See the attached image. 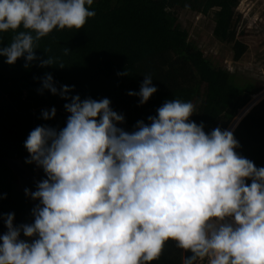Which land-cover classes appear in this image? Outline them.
Wrapping results in <instances>:
<instances>
[{
    "label": "clouds",
    "instance_id": "9594fccd",
    "mask_svg": "<svg viewBox=\"0 0 264 264\" xmlns=\"http://www.w3.org/2000/svg\"><path fill=\"white\" fill-rule=\"evenodd\" d=\"M93 2L0 0V33H13L0 56L28 67L39 59L37 42L53 30L82 29L96 15ZM55 62L47 56L39 66ZM40 79L41 94L70 100V115L62 129L37 126L24 142L27 162L47 178L25 189L39 200L34 223L4 217L0 264H150L168 241L191 253L182 264H264V167L235 151L233 131L206 133L189 119L194 105L173 99L128 132L108 98L81 100L69 96L74 85L58 89L51 73ZM152 80L145 76L128 95L146 103L157 91ZM55 116V107L42 111L45 120ZM21 232L38 238L25 242Z\"/></svg>",
    "mask_w": 264,
    "mask_h": 264
},
{
    "label": "trees",
    "instance_id": "16d2710c",
    "mask_svg": "<svg viewBox=\"0 0 264 264\" xmlns=\"http://www.w3.org/2000/svg\"><path fill=\"white\" fill-rule=\"evenodd\" d=\"M240 2L94 0L90 10L96 15L80 30H53L41 38L35 53L39 59L28 67L24 58L9 65L6 57L0 56V233L7 232L4 217L9 213L14 214L15 226L34 223V207L3 159H21L34 175L46 179L41 167L27 162L30 155L24 142L37 126L62 129L70 115L64 108L70 100L47 90L42 94L38 91L40 78L51 73L58 89L62 85H74L69 96L79 95L81 100L108 98L112 110L125 117L124 123L117 126L128 132L135 130L137 121L149 123L148 117L155 116L158 108L173 99L194 105L189 119L197 125L203 123L206 133L216 127L226 130L256 90L240 85L234 73L215 65L190 41L189 31L179 24V12L205 16L213 13V36L230 45L233 60L239 62L248 51L247 44L238 38ZM12 36L11 31L0 33V46H7ZM66 47L70 50L68 54ZM47 56L54 58L55 64L40 67V59ZM124 71L129 75H118ZM145 76H151L157 91L140 104L138 96L128 93H138ZM257 100L254 97L246 110L252 109ZM53 107L56 116L43 119L42 111ZM246 110L228 130H234ZM233 133L240 144L235 151L253 161L256 167H264V100ZM20 236H24L23 232ZM189 255L175 242L168 241L161 258L150 264H182L184 256Z\"/></svg>",
    "mask_w": 264,
    "mask_h": 264
},
{
    "label": "rangeland",
    "instance_id": "374dc122",
    "mask_svg": "<svg viewBox=\"0 0 264 264\" xmlns=\"http://www.w3.org/2000/svg\"><path fill=\"white\" fill-rule=\"evenodd\" d=\"M237 12L242 16L239 32L243 33H239L238 38L248 46L247 53L239 62L233 60L231 46L219 42L213 36L215 25L213 13L205 16L185 10L179 12V24L189 31L190 41L215 65L225 67L234 73L240 85H247L252 90H256V94L239 111L226 130L238 120L254 97L258 99L256 105L253 104L252 109L244 112L240 122L264 100V0H241Z\"/></svg>",
    "mask_w": 264,
    "mask_h": 264
},
{
    "label": "water",
    "instance_id": "95a60500",
    "mask_svg": "<svg viewBox=\"0 0 264 264\" xmlns=\"http://www.w3.org/2000/svg\"><path fill=\"white\" fill-rule=\"evenodd\" d=\"M260 103V102H259ZM249 105L246 107L248 108ZM4 162L8 165V167L11 169V171L16 176L18 183L21 187V190L26 195L28 200L30 201L31 205L35 207L39 204V200H33L31 198V195H28L25 193V189H28L29 192H34L37 190V184L38 182H41L42 180L38 178L36 175H34L31 170L24 165L23 161L21 159H12V158H5L3 159ZM4 234L0 233V236ZM38 237H26V236H20L19 239L24 240L25 242L31 243L34 239ZM0 243H2V240H0Z\"/></svg>",
    "mask_w": 264,
    "mask_h": 264
}]
</instances>
